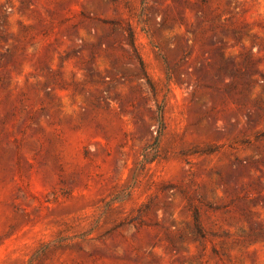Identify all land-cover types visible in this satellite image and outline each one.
<instances>
[{
  "label": "rangeland",
  "instance_id": "1",
  "mask_svg": "<svg viewBox=\"0 0 264 264\" xmlns=\"http://www.w3.org/2000/svg\"><path fill=\"white\" fill-rule=\"evenodd\" d=\"M0 264H264V0H0Z\"/></svg>",
  "mask_w": 264,
  "mask_h": 264
},
{
  "label": "trees",
  "instance_id": "2",
  "mask_svg": "<svg viewBox=\"0 0 264 264\" xmlns=\"http://www.w3.org/2000/svg\"><path fill=\"white\" fill-rule=\"evenodd\" d=\"M127 36H128L129 46H130V48L134 54L135 59L137 60L139 66H140L141 73L147 79V82L149 83L150 87L153 88V86H152V84L148 78V74H147V71H146L145 66H144V61H143L141 55L139 54V52L137 50V47L135 44V35L130 28L127 29ZM161 56L164 60V63L166 64V76L168 79H172L171 68L167 64L165 56L162 54H161ZM157 121H158L157 135L154 137L153 141L145 147L144 152L142 154L143 157L138 162V167H140V168H144L148 162L153 161L159 155V135H161V133H163V131L165 130V127H166V122H165V118H164V114H163L162 104L157 105ZM208 151L211 152V151H213V149H208ZM189 206H190V210L192 212V217L194 220L195 231L199 236H204L203 228L199 222L200 212L195 205L190 203Z\"/></svg>",
  "mask_w": 264,
  "mask_h": 264
}]
</instances>
